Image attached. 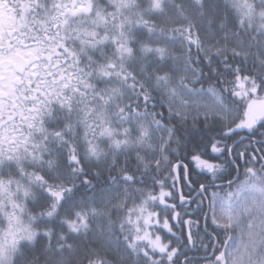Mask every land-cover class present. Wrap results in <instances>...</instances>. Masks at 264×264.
<instances>
[{"label":"snow or ice","instance_id":"snow-or-ice-1","mask_svg":"<svg viewBox=\"0 0 264 264\" xmlns=\"http://www.w3.org/2000/svg\"><path fill=\"white\" fill-rule=\"evenodd\" d=\"M0 264H264V0H0Z\"/></svg>","mask_w":264,"mask_h":264},{"label":"trees","instance_id":"trees-1","mask_svg":"<svg viewBox=\"0 0 264 264\" xmlns=\"http://www.w3.org/2000/svg\"><path fill=\"white\" fill-rule=\"evenodd\" d=\"M197 87H199V85H197ZM205 87H207V84H205ZM159 111H164V109L163 108H161V109H158ZM165 114H167V113H165ZM209 134H211V135H215V132H212V133H209ZM241 135L242 136H246L247 135V132H246V130H242L241 131ZM205 139H207V135L205 136ZM239 141H240V137H234L233 138V140H229L228 141V143H229V145H232L233 143H237V144H239ZM247 144V141H245V143L244 144H239V147L238 148H235L234 149V152L235 151H240V150H243L244 149V147H245V145ZM257 147L259 146V145H256ZM249 151H251V149H249ZM206 159L208 158V157H205ZM186 163H187V161H185ZM243 163H244V161L243 160H241L240 161V164L241 165H243ZM191 165L189 166V169H190V175H195L194 173H192L191 172ZM240 172H241V178H242V173H243V168H241L240 169ZM233 175H235V173H233ZM167 183H170V181H166V184ZM217 183H222L221 181H217ZM180 187H183V185L181 184V185H179ZM159 189L157 188V191H158ZM168 190H170L169 188H165V191H168ZM183 191H184V193H185V195H187L188 194V189L186 188V187H184L183 188ZM221 191V195H224V193L226 192V191H228V189H223V190H220ZM193 197H195L196 196V193L195 192H193L192 194H191ZM170 203H177L178 204V210H181V209H179V202H178V200H173V201H169ZM195 209V204H193L190 208H188L187 209V211L188 212H190V213H193V210ZM182 211V213H183V210H181ZM205 211H207V209L205 208ZM192 218L193 219H200V214L199 213H194L193 215H192ZM210 230V229H209ZM195 231V230H194ZM179 234V233H178ZM161 235H164V233H161ZM201 235H203V232H201ZM193 253L192 252H190V255H192ZM198 255H203V252L201 251L200 253H198Z\"/></svg>","mask_w":264,"mask_h":264}]
</instances>
